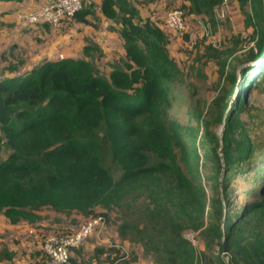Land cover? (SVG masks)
<instances>
[{
	"label": "trees",
	"instance_id": "1",
	"mask_svg": "<svg viewBox=\"0 0 264 264\" xmlns=\"http://www.w3.org/2000/svg\"><path fill=\"white\" fill-rule=\"evenodd\" d=\"M183 1L188 2L182 4L186 23L192 15L207 22L222 3ZM251 2L257 40L245 55L246 63L256 60L264 49V0ZM122 7L128 9L123 13L128 11L133 17L139 14L124 0H102L101 4L104 15L112 20L122 13ZM159 20L155 17L137 23L122 18L125 58L114 64L109 78L96 74L87 61L64 59L45 61L25 76L0 82V154L7 150V158L0 160V212L11 223L34 222L43 209L89 218L97 215V207L109 210L130 195L146 194L152 207L146 209L144 225L123 224L119 236H126L127 230L135 232L142 238L145 251L155 252L158 264H264V194L261 200L226 213L223 229L222 200L211 202L215 211L209 228L202 232L204 251L197 252L181 236L185 226H200L189 224L194 219L185 204L194 200L193 185L176 163L170 133L156 119L167 81L163 69L170 62L172 33L162 29ZM251 66L250 71L263 78L264 53L241 73ZM233 83L238 85L236 74ZM236 111L234 104L229 115ZM142 118L150 123L142 125ZM231 151L235 150L225 143V199L230 203L231 178L240 174L244 178L239 188L246 187V191L240 192L236 186L233 191L245 196L244 201L253 199L258 190L264 192V150L250 156L249 150L242 149L235 163L229 159ZM114 167L120 172L118 178L112 173ZM146 177H153L154 182H146ZM167 202L180 206L174 208V215L163 207ZM198 203L202 215L205 203ZM254 222L256 231L251 230ZM250 234L257 238L244 236ZM216 245L218 254H214ZM120 251L113 246L96 250L106 254L111 263L125 259ZM136 259L134 256L131 261Z\"/></svg>",
	"mask_w": 264,
	"mask_h": 264
},
{
	"label": "rangeland",
	"instance_id": "2",
	"mask_svg": "<svg viewBox=\"0 0 264 264\" xmlns=\"http://www.w3.org/2000/svg\"><path fill=\"white\" fill-rule=\"evenodd\" d=\"M124 1L130 9L135 7L139 14L133 17L128 11L123 13L128 9L122 7V13L113 20L117 29H122L125 25L123 17L131 18L137 23L148 18H160L158 25L167 29V14L179 10L183 15L186 11L182 4H188L183 0ZM158 6L160 9H157ZM186 19L185 30L181 33L172 32L169 36L171 57L169 64L163 69L167 81L158 103L156 119L170 133L176 163L193 185L191 196L194 200H189V204L185 206L194 219L189 224L200 227L195 229L187 225L182 229L181 236L197 252H202L205 250L203 233L209 228L211 214L215 211L211 208V202L219 198L222 200L223 229L226 213L243 208L247 202L261 200L264 194L263 190H258L253 199L244 201L245 196L240 197V193L233 191L234 186L238 190L243 184L244 176L241 174L230 180V203L225 199L223 190V179L228 172L223 152L225 143L235 150L229 156V159H234L233 163L236 162L237 155L243 152L242 149L249 150L250 156L264 150V77H259L257 72L253 74L250 71L253 66L239 73L241 67L254 65L246 63L245 59L257 40V22L251 0H222L214 8L213 15L207 18V22L198 20L194 15ZM235 74L237 86L233 83ZM252 74L254 77L250 79ZM246 77L248 82H245ZM239 83L242 85L239 86ZM231 93L235 96L232 97ZM234 104L237 111L231 117L229 113ZM139 122L146 126L150 120L142 118ZM5 158L7 150L0 154L1 161ZM112 173L115 178L120 175L116 167L112 169ZM165 177H161V181ZM145 181L154 182V178L146 177ZM243 191H246V187L240 189V192ZM180 201L182 202L181 198ZM198 201L205 203L202 215ZM148 207H152V204L144 194L141 197L130 195L122 204L112 206L109 210L96 208L97 214H106V231L111 233L110 239H114L112 235L118 236L120 252L125 256L124 260H119V264H158L155 252L147 253L142 238L135 232L127 230L126 236H119V227L123 224L144 225ZM163 207L172 215L175 214L174 208H180L179 205L172 206L170 202ZM46 210L48 211L45 209L44 212ZM181 213L187 215L185 211ZM40 219L41 217L38 220ZM254 224L255 222L251 225V230L256 231ZM244 236H249L250 240L257 238L252 234ZM219 251L216 245L214 254ZM223 255L228 261V254ZM134 256L137 259L132 262Z\"/></svg>",
	"mask_w": 264,
	"mask_h": 264
},
{
	"label": "crops",
	"instance_id": "3",
	"mask_svg": "<svg viewBox=\"0 0 264 264\" xmlns=\"http://www.w3.org/2000/svg\"><path fill=\"white\" fill-rule=\"evenodd\" d=\"M46 2L0 0V82L25 76L45 61L64 59L87 61L96 74L109 78L114 64L125 58V49L120 29L102 12V0H94L92 8L79 12L59 27L31 24L18 17L39 10ZM44 210L38 212L40 220L17 223H11L0 212V264H44L45 236L75 230L86 219L76 213L65 215ZM112 236L113 240L106 229L93 235L79 248L71 250L72 260L77 264H119L118 261L111 263L106 254L96 252L109 246L121 248L118 236Z\"/></svg>",
	"mask_w": 264,
	"mask_h": 264
},
{
	"label": "built area",
	"instance_id": "4",
	"mask_svg": "<svg viewBox=\"0 0 264 264\" xmlns=\"http://www.w3.org/2000/svg\"><path fill=\"white\" fill-rule=\"evenodd\" d=\"M94 0H47L37 11L22 13L18 17L31 24H48L59 27L64 21L74 18L79 12L92 8ZM166 28L171 32H183L185 20L179 10L167 14ZM107 228L104 214L86 218L75 230L58 231L45 236L43 252L46 255L44 264H75L71 250L79 248L88 238L99 235Z\"/></svg>",
	"mask_w": 264,
	"mask_h": 264
},
{
	"label": "water",
	"instance_id": "5",
	"mask_svg": "<svg viewBox=\"0 0 264 264\" xmlns=\"http://www.w3.org/2000/svg\"><path fill=\"white\" fill-rule=\"evenodd\" d=\"M263 53H264V49H263V51H262L261 54H258V53H257V58H256V60H253L251 63H255L256 61H258L259 58L261 57V55H262ZM246 65H247V64H246ZM245 67H246V66L241 67L240 70H239V73H241V71H242Z\"/></svg>",
	"mask_w": 264,
	"mask_h": 264
}]
</instances>
